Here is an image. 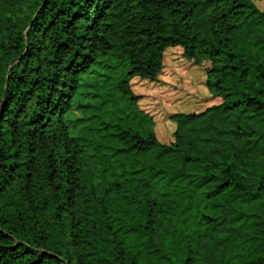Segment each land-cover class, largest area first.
<instances>
[{"label":"trees","instance_id":"16d2710c","mask_svg":"<svg viewBox=\"0 0 264 264\" xmlns=\"http://www.w3.org/2000/svg\"><path fill=\"white\" fill-rule=\"evenodd\" d=\"M259 1L0 0V264H264ZM174 49L206 94L161 135L133 85ZM105 58L127 77L73 136Z\"/></svg>","mask_w":264,"mask_h":264},{"label":"rangeland","instance_id":"374dc122","mask_svg":"<svg viewBox=\"0 0 264 264\" xmlns=\"http://www.w3.org/2000/svg\"><path fill=\"white\" fill-rule=\"evenodd\" d=\"M257 5L264 10V0L259 1ZM202 69L195 68L185 60L182 50L174 49L168 51L165 56L164 72L159 82L152 84L138 81L133 85L135 92L140 94L142 107L153 114L158 125L162 127L161 135L170 134L165 128L169 112L188 111L195 99L204 98L206 92L201 91L197 82ZM127 72L126 63L105 58L99 60L86 75L81 77L73 106L66 115V121L73 136L84 123L80 106L109 96L114 92L116 84L127 77Z\"/></svg>","mask_w":264,"mask_h":264}]
</instances>
